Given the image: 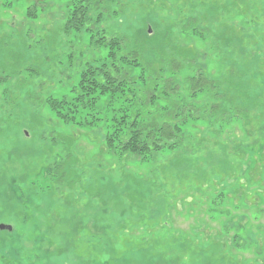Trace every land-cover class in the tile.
<instances>
[{"label": "rangeland", "instance_id": "rangeland-1", "mask_svg": "<svg viewBox=\"0 0 264 264\" xmlns=\"http://www.w3.org/2000/svg\"><path fill=\"white\" fill-rule=\"evenodd\" d=\"M67 7L68 0H0V114L8 120L0 126V223L12 226L0 230V264H105L107 256L116 264H264V0L105 3L100 26L129 45L169 33L172 45L190 49L174 77L182 82L197 66L220 81L219 102L206 91L190 100L197 107L225 104L227 114L215 126H191L204 139L200 148L182 150L181 160L173 151H156L125 166L101 148L106 122L69 123L65 149L78 159L70 189L46 177V167L66 153L61 142L47 139L60 127L38 97H71L83 66L74 72L77 63L63 54L68 46L81 51L82 62H99L108 49L67 32ZM142 52L151 57L148 46ZM13 54L22 65L8 70ZM57 69L66 71L58 75ZM240 92L248 97L241 101ZM98 99L101 105L106 98ZM234 111L246 112L245 122ZM63 169L59 179L69 177ZM157 223H167L161 229L171 233L153 242L161 231ZM213 234L238 235L245 243L234 248Z\"/></svg>", "mask_w": 264, "mask_h": 264}, {"label": "trees", "instance_id": "trees-1", "mask_svg": "<svg viewBox=\"0 0 264 264\" xmlns=\"http://www.w3.org/2000/svg\"><path fill=\"white\" fill-rule=\"evenodd\" d=\"M112 2L114 0H68V13L64 23V27L69 29L67 32L74 30L80 37L82 34L88 35L90 45L105 46L108 53L99 62L96 60L82 62L83 59L78 57L81 51L73 49L72 45L68 46V51L63 54L74 63H77L74 72L83 66L79 72V80L71 90V97H56L50 94H47L43 99L38 97L42 104L49 106L51 111L54 112L53 115L60 127L49 131L47 139L61 142L64 145L63 151L66 153L64 154L66 158L63 157L61 160L54 161L46 167V177L54 180L52 184L55 180H59L57 183L64 184L68 189L72 188L73 182L76 181H73L75 179L73 176L76 175L74 165L78 160L70 151L65 149V146L72 139L67 134L69 128L66 126L69 123L84 127L86 125L92 126L102 120L106 122L108 131L101 148L108 156L117 159L120 166H125L131 164V162H136L137 165L141 164L147 156L156 151H173L174 155L176 154L175 159L181 160L178 157L182 150H196L201 147V139H204V137H199L196 134L197 132H192L189 128L199 124L207 127L215 126L225 120L222 117L220 118V115L227 114L225 113L227 112L226 108L224 109L223 106L225 104L218 103L214 105V102L212 105L197 107L190 100L198 93L206 91L212 93L213 98L219 102L223 98L220 90H218L220 81L208 79L201 74L197 66L192 67L194 75L185 78L182 82L177 81L174 76L188 61L189 51L191 50L179 47L178 44L172 45L169 33L158 35V39L155 40L154 38L150 42L149 40L143 39L140 41L135 38L132 39L131 45H129L128 39L125 40L126 38L119 35L117 31L100 26L104 4ZM213 5L215 6H212V8L214 7V10H217L216 1ZM97 8L100 9L92 13ZM191 27L194 31H197V27ZM207 32L209 31L198 32V34L204 37ZM147 46L150 49L151 57H144L143 55L142 51ZM0 48L4 50L1 42ZM13 56L14 62L12 60L9 63L8 70H17L16 68L22 65L20 56L18 54H13ZM23 67L25 68V66ZM28 69L32 70L37 76L43 75L42 70ZM164 69L169 73L168 77L162 75ZM197 70L199 73L196 72ZM65 71L58 70L57 74L63 75ZM51 72L55 74V68ZM70 74L71 72L68 73V76ZM42 77L44 80L46 76L43 75ZM203 78L206 81L202 80ZM43 80L42 84H44ZM8 96L4 97L6 105L12 101ZM101 96H105L106 99L101 105H98V98ZM237 97L241 101L242 99L245 100L248 93L240 92ZM28 98L37 100L32 94ZM235 101L236 98L227 104ZM220 106H223V109L219 113ZM1 107H3V104H0ZM235 107L241 106L237 104ZM234 113V117L245 122L246 112L234 111ZM195 121H201V123L188 125L189 122ZM7 123L6 117L2 118L0 114V126ZM65 167L69 177L59 179ZM239 169H242V167ZM150 172L154 180L157 170L151 168ZM220 175L223 176V172ZM194 178L199 179L204 178V176L201 174L199 177L195 176ZM80 187L81 192L87 194L89 198L95 196L89 195L88 191L91 190L87 187ZM135 188L134 197L141 187L138 185ZM133 196L128 194L127 198L132 200ZM157 224L159 229L167 227V223H165L166 225ZM170 233L163 232L161 229L159 234L157 236L153 235L154 237H151V239L155 242L162 237L163 241L170 236ZM213 236L219 238L217 234H213ZM219 240L224 244L233 245L234 248L241 247L245 243V239H241L238 235L231 237L224 234ZM105 260V264H116L117 262L109 260L108 256Z\"/></svg>", "mask_w": 264, "mask_h": 264}, {"label": "water", "instance_id": "water-1", "mask_svg": "<svg viewBox=\"0 0 264 264\" xmlns=\"http://www.w3.org/2000/svg\"><path fill=\"white\" fill-rule=\"evenodd\" d=\"M0 230L11 231L12 230V226L9 225V224L0 223Z\"/></svg>", "mask_w": 264, "mask_h": 264}]
</instances>
